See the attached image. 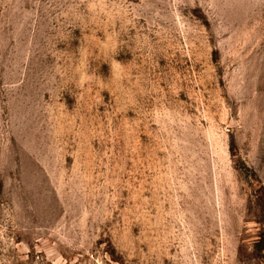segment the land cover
<instances>
[{
  "label": "rangeland",
  "instance_id": "1",
  "mask_svg": "<svg viewBox=\"0 0 264 264\" xmlns=\"http://www.w3.org/2000/svg\"><path fill=\"white\" fill-rule=\"evenodd\" d=\"M0 264H264V0H0Z\"/></svg>",
  "mask_w": 264,
  "mask_h": 264
}]
</instances>
